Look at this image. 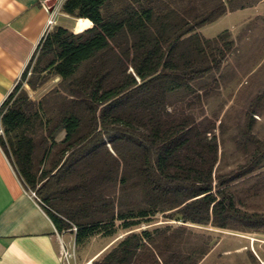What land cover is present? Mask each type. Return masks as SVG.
<instances>
[{"label":"trees","instance_id":"1","mask_svg":"<svg viewBox=\"0 0 264 264\" xmlns=\"http://www.w3.org/2000/svg\"><path fill=\"white\" fill-rule=\"evenodd\" d=\"M243 7L62 0L60 12L88 25L41 36L0 104V149L58 234L77 248L108 239L89 264H200L215 245L207 226L264 234V209L235 189L264 173V138L252 131L259 93L235 117L233 165L222 163L229 108H202L237 49L228 29L198 31Z\"/></svg>","mask_w":264,"mask_h":264},{"label":"rangeland","instance_id":"2","mask_svg":"<svg viewBox=\"0 0 264 264\" xmlns=\"http://www.w3.org/2000/svg\"><path fill=\"white\" fill-rule=\"evenodd\" d=\"M75 23L82 27L85 26L86 21L62 12L57 16V25L71 30L73 26L75 30ZM214 23L203 29V35L212 37L227 28L236 39L237 50L227 55L223 63L222 77L219 78V87L210 91L202 108L206 114L216 111L222 104L223 109L229 108V114L226 117L228 129L225 135V152L222 163L233 165L241 160L240 153L234 149L233 141L229 139L235 133V117L239 114L240 107L243 106L245 100L254 93H259V100L257 111L252 115V131L257 137L264 138V23L258 22L251 31L243 30L241 22L231 21L230 23L228 20H222ZM55 82V80H50L37 91L29 93L34 98L38 97L51 88ZM199 108L197 103L193 105L195 112H199ZM235 189L241 194L245 206L264 209V173L236 184ZM160 222L164 221L159 218L158 223ZM168 223L177 225L180 222L172 220ZM206 229L209 230L208 233L215 241V245L200 264H252L250 255H253L259 264H264V234L240 233L210 226ZM64 239L67 248H65L66 251L60 249V264H84L110 243L106 238L95 236L84 246L77 248L72 245L73 235L71 233H65Z\"/></svg>","mask_w":264,"mask_h":264},{"label":"crops","instance_id":"3","mask_svg":"<svg viewBox=\"0 0 264 264\" xmlns=\"http://www.w3.org/2000/svg\"><path fill=\"white\" fill-rule=\"evenodd\" d=\"M228 1L246 7L228 10L216 23L228 20L244 26L264 18V0ZM46 19L39 0H0V104L44 34ZM212 24L198 32L203 35V29ZM64 238L65 234L56 232L48 215L22 187L0 149V264H60L59 243Z\"/></svg>","mask_w":264,"mask_h":264},{"label":"built area","instance_id":"4","mask_svg":"<svg viewBox=\"0 0 264 264\" xmlns=\"http://www.w3.org/2000/svg\"><path fill=\"white\" fill-rule=\"evenodd\" d=\"M62 0H50V2H48V0H39V4L40 6L45 10V12L47 13V19H46V25H45V30H49L51 29L53 26L57 25V16L60 13V4H61ZM29 195L36 200V202H38V199L36 198L34 192H29ZM61 235V234H59ZM60 249H64L67 248V246L65 245L64 241L62 239H60ZM72 245H74V242L72 241ZM66 251V250H65Z\"/></svg>","mask_w":264,"mask_h":264},{"label":"bare ground","instance_id":"5","mask_svg":"<svg viewBox=\"0 0 264 264\" xmlns=\"http://www.w3.org/2000/svg\"><path fill=\"white\" fill-rule=\"evenodd\" d=\"M87 25H88V23L86 22L85 26H87ZM80 27H81L80 24L75 23V26H74L75 31L79 30ZM75 31H74V32H75ZM91 260H92V259L86 261L84 264H89Z\"/></svg>","mask_w":264,"mask_h":264}]
</instances>
